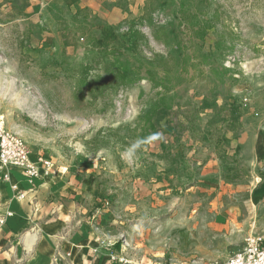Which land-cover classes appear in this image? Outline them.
<instances>
[{"label": "rangeland", "instance_id": "374dc122", "mask_svg": "<svg viewBox=\"0 0 264 264\" xmlns=\"http://www.w3.org/2000/svg\"><path fill=\"white\" fill-rule=\"evenodd\" d=\"M0 113L90 221L177 230L181 262L264 237V0H0Z\"/></svg>", "mask_w": 264, "mask_h": 264}, {"label": "crops", "instance_id": "0c3cea01", "mask_svg": "<svg viewBox=\"0 0 264 264\" xmlns=\"http://www.w3.org/2000/svg\"><path fill=\"white\" fill-rule=\"evenodd\" d=\"M43 6L34 10L43 12ZM10 130L21 132L16 127ZM9 173V182L0 176V215L12 213L0 224V264H108L109 254L120 249L121 238L129 244L124 249L129 264H161L170 247L175 260L172 264H211L202 259L179 261L177 230L165 239L158 236L161 231L149 237L142 230L136 231L138 226L131 220L118 219L126 211L95 207L93 220H88L83 199L93 189H85L78 176L65 173V169L56 167L55 174L33 181H28L18 169ZM12 183L25 192L23 200L15 196ZM186 238L183 235L181 239Z\"/></svg>", "mask_w": 264, "mask_h": 264}, {"label": "built area", "instance_id": "2783aa9c", "mask_svg": "<svg viewBox=\"0 0 264 264\" xmlns=\"http://www.w3.org/2000/svg\"><path fill=\"white\" fill-rule=\"evenodd\" d=\"M11 169H18L28 181L56 173V166L51 158L44 155L35 156L25 140L7 128L5 116L0 113V176L3 181L9 182ZM10 186L15 196L23 200L25 192L21 191L16 183H12ZM11 216L12 213L9 211L0 215V224L4 218ZM126 248H129V244L121 238L120 249L109 254L108 264H129V260L124 254ZM221 264H264V237L246 236L242 247L231 252Z\"/></svg>", "mask_w": 264, "mask_h": 264}]
</instances>
